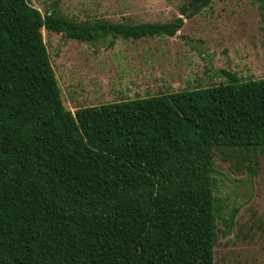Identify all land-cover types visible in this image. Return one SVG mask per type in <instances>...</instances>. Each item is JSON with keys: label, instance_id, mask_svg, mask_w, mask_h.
<instances>
[{"label": "trees", "instance_id": "16d2710c", "mask_svg": "<svg viewBox=\"0 0 264 264\" xmlns=\"http://www.w3.org/2000/svg\"><path fill=\"white\" fill-rule=\"evenodd\" d=\"M184 24L78 21L57 3L43 14L31 0H0V264H215V150L245 153L254 170L264 77L223 70L219 84L73 112L42 31L113 46ZM238 211L222 217L224 235Z\"/></svg>", "mask_w": 264, "mask_h": 264}, {"label": "rangeland", "instance_id": "374dc122", "mask_svg": "<svg viewBox=\"0 0 264 264\" xmlns=\"http://www.w3.org/2000/svg\"><path fill=\"white\" fill-rule=\"evenodd\" d=\"M31 1L43 14L57 3L62 14L78 21L168 22L186 14V0ZM184 19L172 37L119 38L113 46L79 42L43 28L65 106L75 112L219 84L227 80L223 70L242 80L264 77V19L258 0H213ZM258 153L250 171L245 153L215 150L222 217L239 209L228 235L223 234V218L218 219L215 264H264V148Z\"/></svg>", "mask_w": 264, "mask_h": 264}, {"label": "water", "instance_id": "95a60500", "mask_svg": "<svg viewBox=\"0 0 264 264\" xmlns=\"http://www.w3.org/2000/svg\"><path fill=\"white\" fill-rule=\"evenodd\" d=\"M200 1H201V0L196 1V2H195V3L189 8V10H187L186 14L184 15V18H187V16L189 15V13L193 12V11L197 8V6H198V4L200 3Z\"/></svg>", "mask_w": 264, "mask_h": 264}]
</instances>
